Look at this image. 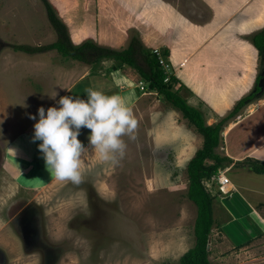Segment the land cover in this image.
<instances>
[{
    "label": "rangeland",
    "instance_id": "obj_1",
    "mask_svg": "<svg viewBox=\"0 0 264 264\" xmlns=\"http://www.w3.org/2000/svg\"><path fill=\"white\" fill-rule=\"evenodd\" d=\"M47 1L75 45L89 41L122 51L137 39L141 49L155 54L167 75L178 80L174 89L202 113L206 124L226 117L239 98L258 95L226 120L221 138L236 117L264 101V57L252 42L264 29V0H251L232 16L246 0ZM56 39L41 0H0V170L6 155L13 159L6 152L11 137L25 120L34 128L38 109L46 113L51 104L50 94L113 66L144 86L138 87L140 97L130 107L139 122L137 139L123 138L128 147L118 166L86 153L79 185L54 179L39 189H18L11 184L12 175L0 172V264H178L194 243L196 206L186 196V166L201 148L202 135L179 109L150 89L135 67L111 59L93 66L56 50L31 54L13 49ZM204 53L205 64L200 63ZM205 68L212 77L204 76ZM230 74L233 83L223 85ZM190 130L195 135L186 138ZM221 150L220 142L216 152ZM38 169L35 166L28 179L22 176L21 184L33 188L51 175L45 166ZM236 172L225 170V175L237 183H246L252 175ZM209 183L213 205L229 204L231 195L220 194L216 183ZM251 217L253 221L245 216L226 229L247 237L249 222L251 230L261 232L263 226ZM216 223L209 234L211 263H217L215 251L222 240Z\"/></svg>",
    "mask_w": 264,
    "mask_h": 264
},
{
    "label": "crops",
    "instance_id": "obj_2",
    "mask_svg": "<svg viewBox=\"0 0 264 264\" xmlns=\"http://www.w3.org/2000/svg\"><path fill=\"white\" fill-rule=\"evenodd\" d=\"M250 1L251 0H246L241 6H238L230 16L234 15L237 9L247 8ZM209 38H211V35L206 39ZM206 43L207 42H203L199 49L203 50ZM215 43L217 45H222L219 42ZM247 47L248 50L245 56L244 68L246 62L249 60L248 44ZM206 56L208 55L205 54L204 61L199 60L200 63L203 62V64H205L208 62ZM199 61H197L198 64ZM98 73L91 75L87 74L86 76L80 77L67 91H63L58 87V90L55 92L57 93L59 90L60 91L57 93L55 99H52L49 107H59L57 101L61 96L65 95L86 99L85 90L88 88L101 91L109 96H119L128 107L134 105L140 97L138 96L137 86V82L140 79L130 80L124 73L118 74L115 67H113V70L109 69L105 71V74H103L104 71H102L101 74L100 72ZM205 73L206 68L204 69V76L206 78L213 76L211 75L207 77ZM214 77L220 80L219 76ZM230 80L231 74L227 75L225 78L226 82L221 83L223 85L230 82L233 83V81ZM228 87L232 88L229 85ZM189 95L190 97L193 96L192 93H189ZM166 116L169 117L168 114H166ZM236 118L231 122V127L228 130L225 129L223 133L221 138L222 150L220 155L227 156L231 159V162H225L226 166L224 169L226 172L229 170H235L237 171L236 175H241L240 173L247 171L252 175L250 180H246V183L243 181L239 183L229 181L233 186V191L230 194V203H220L217 201L216 206L213 205L212 207L213 220L215 223L216 220H218L216 224L218 225L219 223V227L217 228L219 229L222 240L218 244V250L215 251L217 252L215 253V261H217V263L214 262L211 264H264V229L261 230V232L256 233L251 230L248 222L246 224L247 228L244 230L247 237L244 235H238L233 229H230L229 231L226 229L227 226L233 224V222L245 220V216L252 219L251 215L254 216L258 223L264 228V174L256 173L244 165V161L247 158L264 161V101L251 111L243 113L242 115H239L237 119ZM20 127H22V129L13 134L6 148L7 154H12L13 159H10L9 155H6V159H4V164L2 165L0 172L2 173L5 171L7 177L8 175L6 172L12 175L11 184L13 188L39 189L41 186L49 184L54 178L50 175L43 183L36 185L33 188H28L21 184L20 180H22V176L28 179V174L35 166L39 168L38 171L42 170L40 168L45 166V161L43 157H41L43 154L41 155V151L38 147L39 140H33L34 128L29 129L30 127L27 125V120H25ZM89 134V129L81 128L78 135V139L85 145V147H87L89 143ZM194 135L195 134L191 130L187 131L186 138ZM13 145H15V147ZM36 155L38 157L35 161ZM209 182L215 181L212 180V177L204 180L203 184L206 189L209 187ZM239 236L241 239H239ZM228 244L229 247H227ZM225 246L226 249H224ZM211 253L212 252L209 250V255H211Z\"/></svg>",
    "mask_w": 264,
    "mask_h": 264
},
{
    "label": "trees",
    "instance_id": "obj_3",
    "mask_svg": "<svg viewBox=\"0 0 264 264\" xmlns=\"http://www.w3.org/2000/svg\"><path fill=\"white\" fill-rule=\"evenodd\" d=\"M41 1L45 7L47 18L57 33V39L42 46L17 44L13 46L15 51L32 54L56 50L64 57L76 59L93 66L99 65L102 60L111 59L135 67L140 76L148 81L150 89L156 91L172 106L179 109L182 116L202 135L201 148L196 150L186 166L188 178L186 196L196 206L193 224L194 243L181 255L178 264H211L208 258L209 249H207V245L214 223L212 213L213 196L206 189L203 181L210 179L219 170L224 169L225 162H231V159L227 156H221L216 152V148L221 142L220 132L224 123L230 116L236 115L240 108L258 98V95L250 93L239 98L226 117L221 118L212 125L206 124L202 113L197 108L189 105L178 93V90L174 89V85L178 83V80L173 75L168 76L158 57L142 50L137 39L131 41L129 46L122 51L99 47L89 41L75 45L69 40L65 26L56 16L54 7L47 0ZM252 42L258 49L259 54L264 57V29L253 35ZM138 58L144 62L146 69L138 65ZM165 77H168L167 81H164ZM244 163L252 171L264 174V161L247 158Z\"/></svg>",
    "mask_w": 264,
    "mask_h": 264
},
{
    "label": "clouds",
    "instance_id": "obj_4",
    "mask_svg": "<svg viewBox=\"0 0 264 264\" xmlns=\"http://www.w3.org/2000/svg\"><path fill=\"white\" fill-rule=\"evenodd\" d=\"M86 99L61 96L59 107L38 109L33 140L42 141L38 147L45 167L57 181L79 185L84 181L82 160L94 152L99 162L118 166L125 158L127 137L137 139L139 122L133 111L119 96H109L88 88ZM57 93L50 94L55 99ZM36 120V116L30 115ZM81 128L90 130L88 146L78 139Z\"/></svg>",
    "mask_w": 264,
    "mask_h": 264
},
{
    "label": "built area",
    "instance_id": "obj_5",
    "mask_svg": "<svg viewBox=\"0 0 264 264\" xmlns=\"http://www.w3.org/2000/svg\"><path fill=\"white\" fill-rule=\"evenodd\" d=\"M167 80L168 77H165L164 81ZM137 86L141 89L144 88V86L141 85V82H137ZM212 180L215 181L217 191L220 194L230 195L231 192L233 191V186L230 184L228 177L225 175V169L219 170L218 173L212 177Z\"/></svg>",
    "mask_w": 264,
    "mask_h": 264
},
{
    "label": "water",
    "instance_id": "obj_6",
    "mask_svg": "<svg viewBox=\"0 0 264 264\" xmlns=\"http://www.w3.org/2000/svg\"><path fill=\"white\" fill-rule=\"evenodd\" d=\"M207 249H208V245H207Z\"/></svg>",
    "mask_w": 264,
    "mask_h": 264
},
{
    "label": "flooded vegetation",
    "instance_id": "obj_7",
    "mask_svg": "<svg viewBox=\"0 0 264 264\" xmlns=\"http://www.w3.org/2000/svg\"><path fill=\"white\" fill-rule=\"evenodd\" d=\"M1 262V261H0Z\"/></svg>",
    "mask_w": 264,
    "mask_h": 264
}]
</instances>
